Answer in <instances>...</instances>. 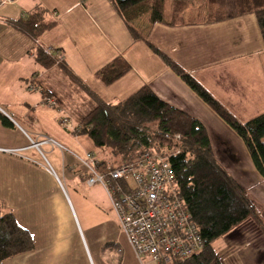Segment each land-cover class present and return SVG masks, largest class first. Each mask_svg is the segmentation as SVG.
Returning <instances> with one entry per match:
<instances>
[{
	"label": "crops",
	"instance_id": "obj_1",
	"mask_svg": "<svg viewBox=\"0 0 264 264\" xmlns=\"http://www.w3.org/2000/svg\"><path fill=\"white\" fill-rule=\"evenodd\" d=\"M40 5L58 24L36 42L11 21ZM161 5L163 19L152 22L153 10ZM254 6L255 0H148L120 12L112 0H0V111L15 125L0 119V206L11 210L34 240L31 251L1 264H149L147 258L156 263L136 255L105 189L87 184L88 173L74 154L97 156L100 150L77 132L85 103L94 106V100L60 65L38 63L36 44L61 51L67 67L105 101L126 99L147 85L199 118L218 161L247 187L264 218V177L243 139L148 44L171 56L247 122L264 115V40ZM114 61L127 70L106 85L97 73ZM43 88L61 94L67 105L76 103L75 108L65 104L71 128H64L56 109L43 102ZM46 137L66 149L44 143L42 154L32 142ZM252 182L255 193L247 186ZM260 236L236 229L220 238V260L264 264Z\"/></svg>",
	"mask_w": 264,
	"mask_h": 264
},
{
	"label": "trees",
	"instance_id": "obj_2",
	"mask_svg": "<svg viewBox=\"0 0 264 264\" xmlns=\"http://www.w3.org/2000/svg\"><path fill=\"white\" fill-rule=\"evenodd\" d=\"M112 1L120 12H124L148 0ZM216 1L209 0V3ZM253 10L264 40V0H255ZM182 11L183 8H180L177 14ZM162 15L161 5L153 10L151 21H161ZM11 23L37 42L58 21L40 5ZM130 29L134 35H139L135 28L130 26ZM148 44L164 64L180 75L243 139L256 170L264 177V115L247 122L241 121L171 56L149 41ZM34 49L36 60L42 66L48 68L56 63L40 45L36 44ZM60 68L95 102L93 108L79 119L77 132L87 134L95 147L108 150L113 156V160L101 161V170L126 163L144 150L160 152L169 157L174 173V192L184 202L199 233L196 251L183 259L174 258L172 264H223L218 255L220 246L217 242L220 238L236 229L256 237L264 235L261 211L251 199L247 187L218 161L208 129L199 118L162 99L147 85L126 99L105 101L64 61L60 63ZM126 70L118 61H114L99 70L97 76L110 85ZM41 90L44 96L55 97L61 104L64 102L61 94L47 88ZM0 119L5 126H15L1 111ZM1 207L0 264L34 248L30 231L19 224L11 210H2Z\"/></svg>",
	"mask_w": 264,
	"mask_h": 264
},
{
	"label": "built area",
	"instance_id": "obj_3",
	"mask_svg": "<svg viewBox=\"0 0 264 264\" xmlns=\"http://www.w3.org/2000/svg\"><path fill=\"white\" fill-rule=\"evenodd\" d=\"M43 49L55 59L56 65L64 61L58 49L49 46ZM43 102L56 109L64 128L72 127V115L65 109V100L62 106L55 97L43 96ZM32 143L37 148L44 143L61 146L50 137ZM74 154L88 173L87 184H98L105 189L120 228L139 258L172 264L174 258L183 259L196 251L198 229L184 202L174 192V173L167 155L144 150L126 163L101 170V161L94 152Z\"/></svg>",
	"mask_w": 264,
	"mask_h": 264
},
{
	"label": "rangeland",
	"instance_id": "obj_4",
	"mask_svg": "<svg viewBox=\"0 0 264 264\" xmlns=\"http://www.w3.org/2000/svg\"><path fill=\"white\" fill-rule=\"evenodd\" d=\"M62 81V83H64V81L63 80H61ZM75 95H78V93L77 92H74V96ZM74 96H72V97H74ZM75 98V97H74ZM87 99H89V101H92L93 102V100H92V98L89 96ZM74 101V100H73ZM72 101V102H73ZM86 101V100H85ZM86 105H88L86 108H85V111H84V113H83V115H86L89 111H90V109L91 108H93V105H90L88 102L87 103H85ZM71 106H73V108H75L76 107V103L75 102H73L72 103V105ZM34 142H40V141H34ZM264 142V141H263ZM32 145H33V143H32ZM34 146V145H33ZM43 147V146H42ZM42 147H39V148H37V149H39L40 151H41V153L43 154V151H42ZM45 150V149H44ZM45 152H46V150H45ZM97 156H100V157H105V158H107L108 160H113V156L111 155V153L108 151V150H106V151H103V150H98V152H97ZM246 164H243V167L244 168H246ZM255 179V178H254ZM256 180V179H255ZM251 183H248V187L250 188L249 190L252 192V193H255V190H256V186L257 185H254L255 183H253L252 182V186L250 185ZM98 185V184H97ZM258 185H259V183H258ZM247 227H251L250 225H246ZM260 236V235H259ZM218 243V242H217ZM147 260L149 261V264H156V263H153V262H151L148 258H147Z\"/></svg>",
	"mask_w": 264,
	"mask_h": 264
}]
</instances>
